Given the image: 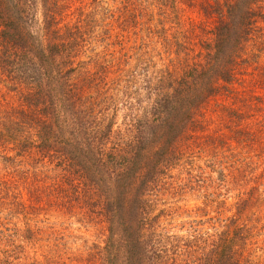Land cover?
Here are the masks:
<instances>
[{
	"label": "rangeland",
	"instance_id": "1",
	"mask_svg": "<svg viewBox=\"0 0 264 264\" xmlns=\"http://www.w3.org/2000/svg\"><path fill=\"white\" fill-rule=\"evenodd\" d=\"M66 1L74 13L66 21L80 14L90 20L77 59L90 60L86 67L97 77L105 74V87L119 85L101 89L110 96L102 107L123 143L135 133L133 118L143 119L155 99L158 71L177 65L159 38L162 15L170 17L164 26L191 38L193 44L179 48L183 61L189 47L197 51V41L210 36L213 18L202 10L208 0L170 1L162 12L160 0ZM27 11L36 31L42 6L35 1ZM249 43L246 65L186 123L170 164L142 196L146 235L167 247L169 264L202 263L220 234L234 237L232 264H264V37ZM126 74L133 80L123 87ZM0 78L1 121L5 105L20 101ZM100 191L75 165L68 172L35 150L18 153L0 140V264H109Z\"/></svg>",
	"mask_w": 264,
	"mask_h": 264
},
{
	"label": "trees",
	"instance_id": "2",
	"mask_svg": "<svg viewBox=\"0 0 264 264\" xmlns=\"http://www.w3.org/2000/svg\"><path fill=\"white\" fill-rule=\"evenodd\" d=\"M35 1L42 6L43 25L32 31L27 8ZM170 1L160 0V12ZM262 2L205 1L202 10L213 18L210 36L197 41V51L189 47L183 61L179 48L193 43L188 33L182 39L173 25L164 26L170 20L164 12L159 38L176 55L177 65L158 71L155 99L143 119L133 118L135 133L121 143L120 130L113 129L102 107L109 90L119 85L105 87V74L97 77L86 67L90 60L77 59L90 33L88 16L66 21L74 15L67 12L66 0H0V73L20 101L2 109L0 140L12 143L18 153L35 150L65 171L75 165L101 188V210L110 230L109 264H169L167 247L151 242L156 239L152 233L146 235L142 196L161 167L170 164L186 123L234 80L238 66L246 65L249 41L264 37ZM126 75L123 87L133 80V74ZM245 238L240 234L238 239L244 243ZM211 241L212 253L199 264H232L234 237L220 234Z\"/></svg>",
	"mask_w": 264,
	"mask_h": 264
}]
</instances>
